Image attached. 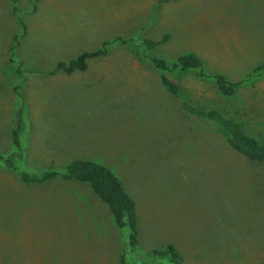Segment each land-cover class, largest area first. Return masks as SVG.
Segmentation results:
<instances>
[{
  "label": "rangeland",
  "instance_id": "obj_1",
  "mask_svg": "<svg viewBox=\"0 0 264 264\" xmlns=\"http://www.w3.org/2000/svg\"><path fill=\"white\" fill-rule=\"evenodd\" d=\"M11 5L0 0V155L29 173L105 165L137 204L139 245L88 184L26 185L0 162V264H120L123 251L127 264H173L149 256L170 245L181 264H264V162L182 108L220 110L264 143V0H19L27 29ZM98 51L86 71L57 68ZM187 53L236 94L173 70L182 90L169 93L150 59L171 68Z\"/></svg>",
  "mask_w": 264,
  "mask_h": 264
},
{
  "label": "trees",
  "instance_id": "obj_2",
  "mask_svg": "<svg viewBox=\"0 0 264 264\" xmlns=\"http://www.w3.org/2000/svg\"><path fill=\"white\" fill-rule=\"evenodd\" d=\"M13 13L17 21L25 28L22 18L19 16V0H12ZM164 40L156 42L145 40L144 45L147 49L153 50L158 45L164 43ZM102 54L98 52H86L69 63L60 62L58 69H63L67 73H73L76 70L86 71L88 60L96 58ZM150 62L161 72L160 78L169 93L180 96L182 90L181 84L167 75L168 71H175L177 74H194L203 81L213 83L218 92L224 97H233L236 94V85L232 83L225 75H208L204 71L202 58L195 53H187L179 56L172 67L164 59L151 57ZM264 65L260 66V68ZM259 68V69H260ZM183 111L190 117L199 121L210 131L222 136L230 147L237 153L255 163L264 162V143L257 138L249 135L243 125L235 119L227 116L217 109H203L190 104L187 101L182 103ZM25 130L23 111L19 110L15 118V128L12 131V140L15 149L21 150V136ZM17 153L9 156L0 155V162L7 168L16 170L20 180L26 184H42L57 178L68 181H77L88 184L94 194L108 206L114 217L117 227L121 230H128V245L131 250H135L139 245V216L135 200L127 192L122 180L105 165L82 159H76L66 164L62 170H46L43 172L29 173L18 169L15 166ZM151 257L168 258L173 264H181L183 256L174 246L167 249L153 250L149 253ZM120 264H127V252L123 251L120 257Z\"/></svg>",
  "mask_w": 264,
  "mask_h": 264
},
{
  "label": "crops",
  "instance_id": "obj_3",
  "mask_svg": "<svg viewBox=\"0 0 264 264\" xmlns=\"http://www.w3.org/2000/svg\"><path fill=\"white\" fill-rule=\"evenodd\" d=\"M11 8H12V12H13V4L11 5ZM14 14V13H13ZM16 17V16H15ZM25 28L27 29V26H25ZM25 28H23V29H25ZM24 34V33H23ZM15 47V46H14ZM13 47V48H14ZM13 51H14V49H13Z\"/></svg>",
  "mask_w": 264,
  "mask_h": 264
}]
</instances>
